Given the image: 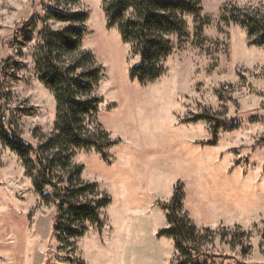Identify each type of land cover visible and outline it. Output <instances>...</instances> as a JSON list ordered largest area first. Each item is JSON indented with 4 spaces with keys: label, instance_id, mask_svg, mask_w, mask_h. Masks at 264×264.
Returning <instances> with one entry per match:
<instances>
[{
    "label": "rangeland",
    "instance_id": "obj_1",
    "mask_svg": "<svg viewBox=\"0 0 264 264\" xmlns=\"http://www.w3.org/2000/svg\"><path fill=\"white\" fill-rule=\"evenodd\" d=\"M201 2L169 37L162 75L142 86L130 75L139 57L108 27L104 0H0V113L35 149L58 122L37 64L42 35L69 26L47 11L88 15L80 51L103 77L85 128L110 148L71 149L65 173L82 168L72 184L97 185L111 201L82 238L56 240L57 201L38 193L35 158L26 165L0 141V264H179L174 240L159 238L175 210L198 230L195 264H264V46L236 17L264 23V0Z\"/></svg>",
    "mask_w": 264,
    "mask_h": 264
},
{
    "label": "trees",
    "instance_id": "obj_2",
    "mask_svg": "<svg viewBox=\"0 0 264 264\" xmlns=\"http://www.w3.org/2000/svg\"><path fill=\"white\" fill-rule=\"evenodd\" d=\"M66 8L76 6L80 0H51ZM108 27H117L125 44L139 57V64L130 75L132 80L145 86L156 81L163 73L165 61L172 55L173 46L169 37L184 32L183 16L199 15L202 12L201 0H104ZM48 18L68 23L59 32L45 28L42 35L43 46L38 68L41 81L54 94L58 122L57 134L47 139L39 148L25 143L18 132L11 127L7 118L0 113V141L29 165L35 158L38 179L37 191L47 200L45 189L49 188L56 202V216L52 231L56 240L66 241L82 238L85 224H99L101 212L107 209L110 199L100 197L97 185L76 187L73 180L80 182L82 168H77L74 176L66 172L72 157L71 149L93 148L100 153L109 146L99 147L97 141L87 135L85 121L99 114L101 99L92 96L95 86L102 79V69L96 66L90 53L81 52L85 25L88 15L84 13H63L49 8ZM236 17L251 35L261 34L258 44L264 46V23L244 12ZM30 25V24H29ZM111 145V144H110ZM66 181L67 189L59 185ZM93 197L88 200V197ZM81 199H84L82 202ZM182 201L179 194L175 202ZM169 217L171 228L159 233V238L169 237L181 255L179 264H195L202 254L198 245L199 233L189 220L177 215Z\"/></svg>",
    "mask_w": 264,
    "mask_h": 264
}]
</instances>
